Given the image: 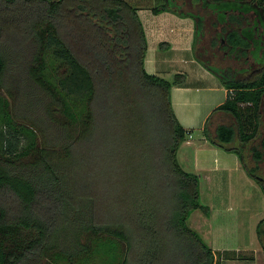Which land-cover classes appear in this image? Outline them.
Returning <instances> with one entry per match:
<instances>
[{"label":"trees","instance_id":"1","mask_svg":"<svg viewBox=\"0 0 264 264\" xmlns=\"http://www.w3.org/2000/svg\"><path fill=\"white\" fill-rule=\"evenodd\" d=\"M162 1L0 0V264H53L58 255L79 263L118 243L126 247L120 264L230 259L232 251L214 252L188 225L195 211H211L200 177L178 157L191 131L176 116L172 89L185 77L171 82L146 70L139 12L196 19L194 50L229 91L203 136L238 154L263 191L235 142L252 143L263 160L264 69L236 79L238 71L211 66L199 53L204 2L211 9L224 0H194L191 12L179 0ZM246 1L264 24V0L234 3ZM245 8L223 29L222 49L237 60L250 47ZM219 113L234 123H216ZM257 233L264 250V219Z\"/></svg>","mask_w":264,"mask_h":264},{"label":"crops","instance_id":"2","mask_svg":"<svg viewBox=\"0 0 264 264\" xmlns=\"http://www.w3.org/2000/svg\"><path fill=\"white\" fill-rule=\"evenodd\" d=\"M228 2H234V0H224V3ZM184 3H186V6L191 9L196 7L194 0H179L177 2L178 6L182 7ZM203 6L205 8V2ZM191 9L188 12H190ZM199 11L200 3L198 5V12ZM139 14L144 24L149 43L145 64L146 70L151 74L159 76L173 73L174 75H183L185 77L180 84L175 85L172 89L174 111L182 126L186 130L191 131V133L193 128L201 126V137H199L196 142L192 139H188L182 145L181 149H183V155L185 154V156L188 152H192L193 171H187L193 172L200 177L201 195L202 193L204 195L207 193L212 194L211 192H213L217 202H210L213 211V216L210 217V220L213 219L214 223L213 238L212 235H209V232L206 235V231L204 232L201 229V225L194 228V230L204 238L216 253L232 250L237 252L254 251V248H256L258 245L257 243L259 242L256 236V234H258L255 231L256 227L253 225L257 224L259 219H263L262 214L264 213V207L261 205L262 207L255 209L254 205V210L247 212L249 207H246L245 205L251 204V209H253L252 205L255 200H253V203L251 202L252 200H246V203H243L242 201L240 203H235L239 208H246L248 224L249 220L250 223L253 224L252 229L248 231L251 234L250 242L252 245L250 247L249 245H244V249H242L241 247L234 246V244L229 245L226 243L231 240H236L237 238L226 237L227 234H232L233 231V222L227 219L233 218L234 215L229 213L231 204L225 201L224 198L219 200V198H221L219 188H232V186L236 185L237 188H243L242 192L244 194L247 192V189L256 188L258 182L248 175L238 154L215 147L210 144L209 141L205 140L203 136V129L208 118L227 100L229 91L223 86L221 79L208 70V68L201 62L199 55H197L194 50L196 41V19L191 16L180 17L172 12H164L155 15L149 9H142ZM203 14L204 11L201 12L200 19ZM203 32L204 29L202 30V33ZM220 37L223 41L225 38L223 31L220 32ZM203 38L204 36H201V39L197 41V47H199L198 51L202 56L204 53ZM162 43L166 44L161 48L160 44ZM162 49L164 50L163 53L160 52ZM244 60L238 62L240 66H245L248 62L253 65V62H251L249 58ZM235 70L238 71V75L235 77L236 79L247 78L245 75L249 71L250 75L253 74V70L250 69ZM218 122L234 123V120L219 113L216 116V123ZM235 145L243 151L248 166L250 168H255L256 172L262 176L261 165L264 164V158L261 162L255 160L253 153L251 152V145L253 144L250 143L248 146L243 145L240 141H236ZM181 164L183 165L182 162ZM201 179L205 182L203 187ZM222 184L224 185L221 186ZM203 216L200 217L203 218ZM219 241L222 243H219ZM255 261L256 260L243 262L244 264H249L251 262L255 263ZM222 264H224V262H222ZM237 264L241 263L237 262Z\"/></svg>","mask_w":264,"mask_h":264},{"label":"rangeland","instance_id":"3","mask_svg":"<svg viewBox=\"0 0 264 264\" xmlns=\"http://www.w3.org/2000/svg\"><path fill=\"white\" fill-rule=\"evenodd\" d=\"M160 5H167V2L165 0H163L162 2H160ZM191 8L186 6L185 3V7L184 10L185 11H189ZM192 11V9H191ZM190 11V12H191ZM212 36V32L208 30L207 34L204 36L203 40L204 43H206V41ZM160 52H164V50L162 49ZM213 65H215L216 67H231L233 69H246V70H253V65L248 62L245 66H240L239 63H237L235 60L233 59H224V57H219L216 59V61H214L212 63ZM255 69L257 70V67H255ZM163 76V75H162ZM179 75H174L173 73L170 74H166L165 77L166 79H168L169 81L173 82L176 80V77ZM250 77V71L245 75V77ZM243 77V76H242ZM241 79V78H240ZM201 135V126H197L196 128L192 129V133L191 136H188L189 139H192L193 141L196 142V140H198L199 137ZM184 151L183 149H180L179 151V160L183 163V166L186 168V170L189 171H193V162H192V152H188V154L183 155ZM187 153V152H186ZM246 153V152H245ZM262 166V176H260L257 172L255 173V175L257 177L263 178L264 180V164L261 165ZM248 173V172H247ZM249 175V174H248ZM255 180V179H253ZM201 184L202 187L204 186L205 182L202 181L201 179ZM224 184H222L221 186H223ZM84 189V188H81ZM212 190V188H211ZM251 190V192H250ZM220 196L221 198H219V200H222V198L225 199V201L229 202L231 204V209H229V213L234 215L233 218L227 219L232 223V234H227L226 237H234L236 240H231L228 241L226 243H228L229 245H233L234 246H238L241 247L242 249H244V245H249V247L252 245L250 242V233L248 232L250 229H252V225L250 223L249 220V224H248V216L246 215V208L244 207H238L235 203L238 202L240 203L241 201L243 203H246V200H252L251 202L253 203V200H255V202L252 205L251 209V204L249 205H245L246 207H249V211H253L254 210V205H255V209H258L260 207H264V191L262 190V188L260 187V185L258 184L256 186V188H249L247 189V192H245L243 194V188H237L236 185L232 186V188H219ZM212 194H204L202 193L201 197V202L202 204L208 206L210 208L211 214L210 216H207L204 214V212H202L201 210H197L195 211L192 216L191 219H189L188 225L190 226V228L194 229L197 228L199 225H201V229L205 232L206 231V235L209 232V235H212L213 238V234H214V223H213V219L210 220V217L213 216V211H212V206L210 202H217V200L215 199L216 197H214L213 192H211ZM261 199V200H260ZM233 203V204H232ZM262 205V206H261ZM204 214V216H203ZM263 215V219H264V213ZM200 216H203L200 217ZM251 219V218H249ZM262 219V220H263ZM259 219L258 223L253 225L255 226V231L257 233V227L259 226L260 222L262 221ZM256 221V220H255ZM199 229V228H198ZM257 238H258V234H256ZM255 236V237H256ZM221 237V235H220ZM215 238V237H214ZM222 239V237H221ZM215 241V240H214ZM257 243L258 245L256 246V248H254V251H246V252H237L232 250L233 253H230V259L224 260V264H237V262H240L241 264H244L243 261H252V260H256L255 263L251 262L249 264H264V250L263 247L258 239ZM219 243H222L219 241ZM126 251V247L123 244L118 243L117 244V249H114L113 251H110L108 253L104 252V248L100 249L98 251V253L94 254L91 258H85L83 259V261L79 262V263H70L67 260H65L62 256H55L52 258V262L53 264H120L121 258L123 257V255L125 254ZM218 253V252H217ZM239 257H245L246 259H240ZM226 261V262H225Z\"/></svg>","mask_w":264,"mask_h":264},{"label":"flooded vegetation","instance_id":"4","mask_svg":"<svg viewBox=\"0 0 264 264\" xmlns=\"http://www.w3.org/2000/svg\"><path fill=\"white\" fill-rule=\"evenodd\" d=\"M245 4V5H244ZM250 1L243 2L242 4L239 5V3H234V2H228L223 5H220L218 3L213 4V8L208 9L206 6L204 8V35L205 36L209 31L212 32V36L204 43L203 46V58L204 61L207 62L211 66H215L212 63L216 61L217 58L219 57H224V59H233L237 63L240 60H244L245 58L242 57L240 60L238 59L237 61V56L236 54H231L230 52L223 51L222 49V44L219 43L216 46H212L214 40L221 42L222 38L220 37V32L224 31L223 29L225 26L229 23L228 17L232 13H238L239 10L238 8H247L249 9L248 13L246 14L248 17H250L249 21H245L242 30L246 31L247 34V41L250 43V47L244 48L241 51V54L246 52L247 58L253 62V72H261L264 69V24L263 20H254L253 17H251V13L254 12L252 8L250 9ZM233 7V9H232ZM245 8V9H246ZM257 8V7H256ZM260 13H262V10L260 7L257 8ZM235 10V11H234ZM252 11V12H251ZM222 15V16H221ZM222 17L220 19L219 17ZM223 16L226 17L224 20ZM257 17H259L257 15ZM222 21V22H221ZM217 24V26H216ZM216 26V27H215ZM245 61V60H244ZM216 67V66H215ZM226 66H223L222 68H225ZM257 67V70L255 69ZM221 68V67H218Z\"/></svg>","mask_w":264,"mask_h":264}]
</instances>
